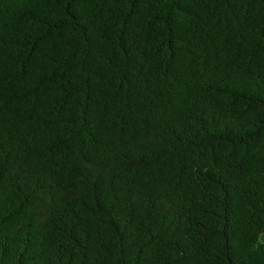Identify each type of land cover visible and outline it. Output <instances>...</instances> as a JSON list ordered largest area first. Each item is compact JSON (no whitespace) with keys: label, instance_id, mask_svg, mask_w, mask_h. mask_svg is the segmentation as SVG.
<instances>
[{"label":"trees","instance_id":"trees-1","mask_svg":"<svg viewBox=\"0 0 264 264\" xmlns=\"http://www.w3.org/2000/svg\"><path fill=\"white\" fill-rule=\"evenodd\" d=\"M0 264H264V0H0Z\"/></svg>","mask_w":264,"mask_h":264}]
</instances>
